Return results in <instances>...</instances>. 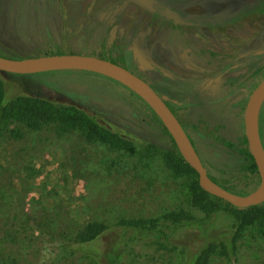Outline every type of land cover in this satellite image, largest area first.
Instances as JSON below:
<instances>
[{
  "label": "rangeland",
  "instance_id": "374dc122",
  "mask_svg": "<svg viewBox=\"0 0 264 264\" xmlns=\"http://www.w3.org/2000/svg\"><path fill=\"white\" fill-rule=\"evenodd\" d=\"M97 1L0 0V47L18 56L32 57L49 51L51 46L64 52L83 53H96L101 48H113L118 53V48L123 47L133 54L139 73L148 78L154 63L147 52L146 17L136 6L118 1L109 0L98 10H92ZM251 1L203 0L190 4L186 10L199 15L227 14ZM146 5L150 6L147 2ZM91 11L95 12L87 20L85 14ZM125 14L135 15L137 21L129 24L122 18ZM254 19L250 22L256 25L248 28V34L254 32L251 36L255 38L256 32H261L259 38L264 42V12ZM259 25L262 29L256 27ZM122 36L128 37L123 44ZM192 40L200 46L208 42L198 36ZM177 41L172 34L155 40L152 55L164 75L174 77L175 68L180 70L182 59L178 57L180 41ZM46 75L0 73L5 99L43 98L58 108L77 110L131 143L132 148L112 151L74 129L56 136L52 125L43 126L38 132L22 125L2 128L0 264H109L107 253L118 249L119 264H180L178 252L190 245V250L195 251L194 240L201 229L211 233L236 225L237 212L224 204H218L210 214L189 205L190 176L169 166L172 162L167 153L173 150L161 128L148 121L144 105L126 88L92 75L66 72ZM181 77H184L181 73L177 75ZM155 80L159 82L156 75ZM43 81L50 87L43 85ZM186 85L193 87V83ZM187 89L190 96L194 89ZM70 93L87 95L89 102L82 98L77 101ZM203 118L207 127L219 123L211 114ZM192 119L195 122L197 118ZM230 134L231 125L223 136ZM203 144L198 153L211 175L224 181L227 158L224 153H211L207 139ZM177 208L188 211L193 220L179 227L158 221L164 233L160 240L167 239L168 248L176 246L173 252L156 250L144 236H135L120 225L131 219L156 218ZM90 221L102 222L107 227L99 236L96 253L63 250L61 244L69 243L81 225ZM261 234L257 227L242 228L236 256L231 259L214 256L209 264H264Z\"/></svg>",
  "mask_w": 264,
  "mask_h": 264
},
{
  "label": "flooded vegetation",
  "instance_id": "af4514ba",
  "mask_svg": "<svg viewBox=\"0 0 264 264\" xmlns=\"http://www.w3.org/2000/svg\"><path fill=\"white\" fill-rule=\"evenodd\" d=\"M108 1L98 0L92 10H98L102 7V4ZM110 1L113 3L118 1L122 5H134L146 17L144 32H146L145 40L148 43L147 52L154 63L149 68L148 78L143 77L139 73V66L133 54L123 47L118 48L120 49L118 53L113 48L110 50L101 48L96 53L62 51V54L74 53L96 57L98 53L105 51L107 53L110 52L111 56L118 61V65L122 67L124 64L128 65L130 68L129 72L143 80L177 120L207 177L212 182L215 181L216 185L221 184L228 188L230 193L235 195H246L253 192L258 185V176L257 172L254 173L252 171L250 161L245 155V153L249 154V152L246 142L245 145L242 143V139L245 141L242 113L249 94L258 82L264 78L261 77L259 79L264 74V42L259 38L261 32L257 33V31L255 38L254 35L251 36L254 32L248 34V28L256 25V23L250 21L255 20L254 18L258 19L260 15L248 17L245 14L236 18L233 22H215L213 20L210 21L209 17L217 16L220 19H226L232 17L233 14H236L249 4L242 6L233 13L208 12L199 15L189 13L186 8L190 4L199 3L203 0H175V4L173 2L170 4L171 6L166 2L160 7L150 5V10L138 6L132 0ZM94 12L86 13V19L90 20ZM122 18L129 24L137 21L136 16L132 14H125ZM207 20L208 23H206ZM256 27L262 29V25ZM166 34H172L180 41V44L177 43L179 47L177 52H179L178 57L182 60L178 65L180 70L175 68L177 73H174V77L172 75H164L157 68L159 65L154 55H152L155 40H158L159 36L162 38ZM248 35L250 36L248 37ZM197 36L203 40H208V42H204L201 46L193 43L192 39ZM257 38H259L258 47L256 46V43H258ZM125 40H128V37L125 39L123 37L122 44ZM181 41L188 44H184ZM192 50H195V52H192ZM170 60L173 62V59ZM180 73L184 77L191 76L192 79L177 78ZM155 75L158 76L159 82L155 80ZM188 83H193V87L187 86L186 84ZM187 88L194 89L191 90L193 92L190 96L187 94ZM81 94L73 93L72 95L70 93V96L77 97V101L82 98L83 101L89 102L87 95L82 96L83 94ZM137 98L134 99L138 101ZM192 98L193 100H191ZM204 110L206 113L203 114ZM146 111L148 112L147 109ZM210 114L215 116L214 119H218V125L213 123L210 127H207L203 117ZM194 116L197 118L195 122L192 119ZM147 118L150 123L158 125L151 121L149 112ZM256 124L258 139L264 153V100H262L258 108ZM229 125H231V134L229 137H224L223 135L228 131ZM162 135L169 143L163 132ZM204 139L210 142L211 153H224L227 158L228 163L226 176L223 177L224 181H219L211 175L208 166L199 154L201 153L200 147L204 146ZM251 161L253 163L252 158Z\"/></svg>",
  "mask_w": 264,
  "mask_h": 264
},
{
  "label": "trees",
  "instance_id": "16d2710c",
  "mask_svg": "<svg viewBox=\"0 0 264 264\" xmlns=\"http://www.w3.org/2000/svg\"><path fill=\"white\" fill-rule=\"evenodd\" d=\"M135 4L140 7H145L144 9L150 10V6L146 5V2L153 6H163L166 3L175 4V0H132ZM172 4V5H173ZM264 11V0H253L246 7L244 6L236 14H233L232 17L226 19H220L216 17H209L210 21L215 22H233L236 18L241 15H247L248 17L255 15L258 16ZM207 18V17H206ZM208 23V20L206 21ZM51 54H62V51L57 47H51L49 51L40 54L41 56L51 55ZM0 56L10 59H21L28 56H18L14 52H10L8 49L0 47ZM93 56V55H92ZM96 57L107 60L114 64H118V61L113 58L110 52L102 51L96 55ZM126 70L128 65L123 66ZM66 73H76L84 75H93L103 78V76L82 72V71H58ZM47 75L53 74V72H46ZM46 75V76H47ZM264 77V74L259 77ZM105 78V77H104ZM110 80V79H108ZM112 81V80H110ZM115 84H118L112 81ZM43 85L49 86L47 82L43 81ZM120 85V84H118ZM121 86V85H120ZM129 91V90H128ZM129 94L134 98H137L132 92L129 91ZM144 107L148 110L151 121L157 123L163 134L167 137L170 148L173 150V153H167L170 156L169 166H174L178 168L185 175L190 176L189 189H190V198L189 205L200 210L203 213L210 214L212 211L218 207V204H224L230 209L236 211V225L228 227L227 230L215 229L211 233H206L203 229L200 230L199 234L194 240L195 251L190 250V246L184 247L182 251H179L181 258L180 264H209L214 256H218L224 259H231L236 256L237 244L240 238L242 237V228L246 226L257 227L258 231L261 232L262 237L264 238V202L247 209H236L221 200L208 195L203 192L198 186L195 178V174L188 167L187 164L183 162L179 154L177 153L174 144L166 133L156 116L151 112V110L139 99L137 98ZM264 100V99H263ZM7 125H22L31 132H38L43 129V126L52 125L53 131L56 136H63L69 133L71 129L77 130L81 136H85L89 141H98L106 146L112 151L116 152H125L130 151L132 148L131 143L125 139L120 138L118 135L110 132L102 126L91 121L90 118L84 116L82 113L74 109H61L58 108L53 102L48 101L43 98H32L25 96H16L14 98L4 97V87L0 82V130ZM242 129L240 124V130ZM243 145L245 141L242 139ZM250 161L252 171L255 173V167L251 161V158L248 153H245ZM215 182V181H214ZM216 183V182H215ZM226 191L230 190L224 187L221 184H217ZM243 195V194H239ZM162 220L169 225L179 227L180 225L187 224L193 217L188 213V211L177 208L171 211L164 213L163 215L150 218V219H131L122 221L121 226H124V230L130 229V233L135 236H144L151 246L156 250H164L173 252L177 249L176 246L171 245L167 247L165 245V240L162 242L160 238L163 236V232L160 231L159 220ZM107 229L106 225L98 221L86 222L72 235V240L69 243L61 244V248L67 251H78L87 254H95L96 247L98 243L99 236ZM121 251L111 250L107 253V261L109 264H119L118 257L120 256Z\"/></svg>",
  "mask_w": 264,
  "mask_h": 264
},
{
  "label": "water",
  "instance_id": "95a60500",
  "mask_svg": "<svg viewBox=\"0 0 264 264\" xmlns=\"http://www.w3.org/2000/svg\"><path fill=\"white\" fill-rule=\"evenodd\" d=\"M58 71H82L97 74L120 84L137 96L156 116L183 162L194 172L197 186L203 192L236 209H247L264 202V153L258 139L256 124L258 108L264 99V78L249 94L242 113L243 134L257 172L258 185L249 194L235 195L222 189L207 177L182 128L162 100L143 80L122 66L95 56L74 53L21 59L0 56V73L32 75Z\"/></svg>",
  "mask_w": 264,
  "mask_h": 264
}]
</instances>
